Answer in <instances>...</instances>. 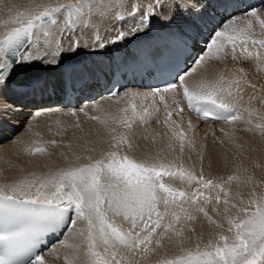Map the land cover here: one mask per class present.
<instances>
[{
  "label": "snow or ice",
  "instance_id": "1",
  "mask_svg": "<svg viewBox=\"0 0 264 264\" xmlns=\"http://www.w3.org/2000/svg\"><path fill=\"white\" fill-rule=\"evenodd\" d=\"M174 7L179 8L174 0H42L23 10L7 6V16L0 20V90L24 66L38 60L59 63L66 53L88 47L78 35L85 29L96 33L94 41L103 48L107 43L147 35L151 22L170 19L166 13ZM93 17L110 19L122 27L112 29L111 38L102 37L92 23ZM236 24L233 17L213 28L204 48L190 54L192 66L177 72L163 88H154L150 94L112 93L117 104L124 101L115 114L90 115L81 109L84 116L96 122L95 128L85 129L79 116L70 113L74 122L58 128L55 135L64 137L71 131L85 151L92 152L96 148L87 147L91 138L104 139L108 147L100 158L89 155L86 163L47 173L30 171L11 183H0V264H50L43 251L50 236H56L59 247L68 250L61 257L55 247L49 248L62 264H140L150 253L165 252L166 244L178 246L180 252L172 258L164 255L156 264H264V192L258 193L254 186L245 200L238 191L232 194L233 182L240 180L236 174L206 178L203 167L197 175L194 166L185 168L181 161L177 168L176 161L165 162L159 152L151 160L134 154L138 147L136 129L152 119L170 130L169 149L178 146L181 155L186 147L196 150L195 140L188 135L195 126L189 120L184 128L173 120V113H182L184 108L178 100L173 99L171 105L167 100L170 93L180 95L178 89H182L187 107L205 121L233 126L242 122L246 131L257 132L264 139V113L251 107L256 97H249L248 107L240 104V85L247 83L245 69H237L228 79L223 72L213 79L206 74L209 62L223 63L229 57L264 65V11L246 12L242 26L237 28ZM41 40L45 49H53L42 56L32 51L41 48ZM202 69L204 78L190 87L186 77ZM249 86L255 88L254 84ZM260 102L264 104V97ZM220 131L233 147H242L234 127L231 132ZM33 144L23 149L25 154L50 155L40 141ZM47 144L60 147L62 141L51 139ZM64 147L76 161L81 160L71 151V140ZM61 155L69 159L68 154ZM199 159L202 165L203 152ZM177 174L181 180L195 183V190L185 192L164 182V176ZM251 179L245 178L244 183ZM117 217L128 227L117 223ZM205 223L212 231L202 247L204 234L199 229ZM193 237L194 246H186Z\"/></svg>",
  "mask_w": 264,
  "mask_h": 264
},
{
  "label": "bare ground",
  "instance_id": "2",
  "mask_svg": "<svg viewBox=\"0 0 264 264\" xmlns=\"http://www.w3.org/2000/svg\"><path fill=\"white\" fill-rule=\"evenodd\" d=\"M29 1L32 3L42 2V0H29ZM227 1L229 0H174L175 3L179 4V8L177 9L174 7L168 13H166V15L170 17V19L158 18L152 21L148 29L147 35H144L143 33H141L136 36H131L125 39L124 41H120L117 43H107L106 44L107 48L103 47L102 49L94 41V36L96 33L92 31L91 29H85L83 32L79 33L78 35H79V39L81 40V43L82 44L87 43L89 45L88 47L81 48L73 53H66L65 56L60 59L59 63L53 64V63H48L47 60H38L31 65L22 67L20 71L16 73L15 77L13 78V81L9 83L5 89L0 90V183H6V182L11 183L14 180L19 179L22 175H26L27 172H30V171H36L37 173H44V168L52 170L53 165L63 162L62 155L55 156V153L56 154L57 153L59 154L62 152L66 154L71 153V152H68V149H66V147L65 149H62V150H60L59 147H58L59 149L56 147L57 151L55 152L56 149H53L54 148L53 146L48 145V147L50 148L49 150L54 151L53 157L54 156L55 157L52 158L51 161H48L51 158L49 156L50 158L49 157L46 158L48 160H46V162L44 163H42V159L40 158V160L37 163L38 165L27 166L26 162H29L30 160H28L27 158L28 156L26 157L21 152L26 147V145H28L30 141H32L33 139L34 140L31 142L32 144L30 143L33 146H35L33 144L34 141L42 142L43 140L46 141L47 139L48 140L56 139V140L63 141L65 144H67L71 140L73 143V148L71 151L75 152L76 154L78 153L79 155L83 152L86 153L87 155L91 153V155L92 154L95 155V157L93 155L94 158H97V159L100 158L101 152L106 150L108 147L104 139H98L97 137L93 136L91 138L92 143L89 144L87 147L89 149L91 147H95L96 151L92 152L88 150L89 154L87 151L81 152L80 150H85V149L81 145L80 141H77L73 138V136L71 135L72 132L68 133L64 137L56 136L55 131L47 127L40 120L50 119L58 113H63L67 115H70V113H74V112L79 113L80 109L82 108L84 109L85 107H87L88 109V107L91 106V104L94 102H105L110 107V109L114 108L117 97L116 96L105 97L100 92L101 85H104V81H106L107 83L109 82L110 76L112 73V68L114 65H117L119 63H122L124 65V64L133 62L134 64L130 68L132 69L135 68V64L138 62V60H140V58H137L140 54L138 50V45L140 41H144L145 43H147V46H150L151 45L150 40H152L151 39L152 37H155V36L163 37V36L176 35L178 39H181L188 47L192 49L191 53L188 52L185 54L186 56L185 65H190L191 67L193 64V59H191L190 54L199 52L201 49L204 48L205 43L207 42L208 33L215 27V22L217 21L226 22L231 19L233 14L230 16H227L226 18H223L225 17L224 10L221 11L218 9L219 6L223 7ZM12 5L14 4H10L7 6H12ZM7 6H5L4 4L0 5V20L6 18ZM17 7L21 9L24 8L23 5L17 6ZM263 9H264V6L261 8L260 6L258 8H255V10H257L258 12ZM237 14L240 15L242 13L238 11ZM233 17L235 16L233 15ZM92 23L95 24L96 27L99 29V34L102 37H106V38H111L114 35V32L111 31L112 29L122 27L121 24L114 22L110 19L97 18V17H93ZM67 46H68V42L67 40H65L64 47L66 48ZM46 50L52 51L53 49H45L43 46L42 40H41V48L39 50L32 49L34 53H36L37 55H41V56ZM84 52H91V53L84 55ZM47 59H51V57H48ZM149 67H150V64L143 69L144 74L150 75V71L148 69ZM241 67L245 69V72L247 74L245 77V80L247 81V83H242L240 85L241 93L243 96V99L240 101L241 106L248 107L249 97L255 96L256 99L252 100L251 107H255L258 110V112L264 113V104L260 102V98L264 97V71L262 72V69H264V65L259 64V62H253V61L245 62L240 59L233 60L231 57H229L223 63L209 62V64L206 66L207 78L213 79L216 77L218 73L223 72L226 79H228L232 77V73H234L237 69ZM257 70H261V71H257ZM204 72L205 70L203 69L198 70L197 73H194L191 76L186 77V79L189 82L190 87L195 86L196 84L199 83V81L202 78H204ZM68 83H70V86L72 88L74 87L75 89L74 90L76 93L75 100H78V99L80 100V104L77 105L76 107H73L71 104L63 105L60 102L61 96L64 94ZM107 83L104 85V87L107 85ZM249 84H254L255 88L250 87ZM133 91L139 92L142 94L151 93V90L147 87L142 88V87H137L131 84H127L125 87L118 90L117 93H119L120 95H123L125 92H133ZM178 91L180 92V95H176L175 100L180 101V106L184 108V111L179 114L174 112L173 120H176L178 123H181V127H184V128L187 127V122L189 120H191L192 124L195 126L194 131H189L188 135H189V138H192L195 140L197 148L195 151H190L186 147L185 150L187 151L188 156H185V155L183 156L187 157V159L192 158V160L194 159L197 163L198 161H200L199 159L200 152H203L204 159L210 157L208 155L209 154L211 155L212 153L211 148H215L214 145L216 143V139H215L216 133L218 132V130H221V128L223 127L221 124L226 125V127L224 126L226 129L227 128L233 129V127L236 129V127L239 126L238 124H240L241 122H237L233 126V125L226 124L223 121H217V120H212V119L205 121L202 116H198L197 114H195L192 110H190L187 107L186 100L182 94V89H178ZM94 93L95 95L99 96L97 100L95 98L96 96L95 97L93 96ZM169 95H171V93ZM228 99H231V98H228ZM167 100H168V103L171 105L173 100L170 101L169 97H167ZM149 102L150 101H144L143 103L148 104ZM105 103L104 105H106ZM138 103L140 102L138 101ZM95 104L97 105V103ZM123 104H124V101H122V105ZM101 105L102 103L99 104L100 107ZM108 106H107V109H108ZM119 106L121 107V105ZM34 119L35 121H31ZM36 122L38 123V127H34V124ZM216 123L217 125L220 124L221 126L217 127L216 125H213ZM88 126L86 125L85 129L95 128L96 124L95 125L92 124V126L91 125H88ZM147 126H148L147 127L148 133L147 131L146 132L145 131L143 132V130L141 131L139 127L136 129V133L138 137L136 143L138 147L135 148L134 154L139 159L149 160L148 159L149 155L147 156V155H142V154L145 153L146 149L148 151V149L155 148L154 146H159L160 148L161 146H164L162 141H158V142L155 141L156 143L159 144V145L158 144L155 145L154 140L152 141L150 138L153 139V137H155V136L152 137V134L156 135L157 137L158 135L159 137H161L163 135L162 129H164L165 127L163 128V126L158 124V121H155L154 119L150 120ZM215 126L217 128H215ZM240 127H243V126H240ZM240 127L238 128V132H239ZM15 130H17L18 133L12 136ZM241 130L243 129L241 128ZM161 132H162V135L160 134ZM245 132L244 133L242 132V134L244 135ZM37 133H39L38 136L36 135ZM138 133L139 134L146 133V134L151 135V137L150 138L148 137V139H150V141L154 143V144H151L152 142L151 143L149 142L153 146L151 147L150 145L151 148L147 147L145 149V147L147 146L146 144L148 143V139H147V143L144 144L146 139L145 140H143L144 138L141 139ZM212 133H214L215 136ZM239 134L241 135V133ZM77 135H79L78 132H77ZM205 135L207 136L212 135L214 139L211 138L212 140L209 141L210 139L208 140L207 136ZM203 136H205L207 141L202 140ZM245 136H247V134H245ZM258 136L260 137V135H257L256 137L257 139L259 138ZM5 139H10V141L7 140L8 142H3ZM167 139L168 137L166 138V142L168 141ZM221 139H224V138H221ZM259 139H262V138L260 137ZM227 140L228 139L226 138L224 141L228 143L229 141ZM244 140L245 139H242L243 142ZM19 141H23L24 143L19 144L18 143ZM159 142H161L162 145ZM163 142H164V139H163ZM227 143H224V144L227 145ZM62 144H61V147L64 148L63 147L64 144L63 145ZM228 144H230V142ZM143 145H145V147ZM216 145L218 149V146L221 144L218 145V142H217ZM46 147H47V144H46ZM159 147H156V151H157V148ZM174 147L178 148V146H174ZM142 148H144L145 151ZM75 149H78L79 151ZM162 149H164V147H162ZM219 149L221 150L220 147ZM167 150H170V149H167ZM174 150H171V151L174 152ZM222 150H224L223 147H222ZM222 150L220 152H222ZM141 151H144V152L141 153ZM153 151H155V149ZM153 151H151L152 154L155 153V152L153 153ZM166 152L168 153V151H165L164 153L166 154ZM173 152H170V153H173ZM213 152L215 154V152L217 151H213ZM178 153H175V154L178 155ZM225 153L228 154L227 151ZM51 154H53V152ZM86 154L85 155L82 154L84 157L82 156L81 160L77 161L76 163L78 164L86 163L87 162L85 161ZM152 154L151 156H149L150 158L153 157ZM218 154L219 153H216L215 155H218ZM173 155L174 153L172 154V156ZM221 155L222 154L219 155V158L221 157ZM159 156H161L160 153H159ZM172 156H169V157L171 158ZM244 156H245L244 153L241 152V156H240L241 160L245 159ZM161 157H163V159L165 158L166 160V157L164 156H161ZM169 157L167 156V160ZM240 157H238V159ZM72 158L74 157L72 156ZM72 158L69 157V160H71V162L73 160L75 161V159H72ZM153 158H155V156ZM213 158L215 159L217 157H213ZM217 159L215 160V162H217ZM208 160L206 159L207 162ZM66 164L69 165L70 163L67 161ZM73 164L75 163L73 162ZM44 165H47V167H44ZM238 176L240 177V180H243L245 178L243 175H238ZM242 194L244 195L245 200H246L248 195H245L244 193ZM209 211H210V214H212L215 217V213L211 212V208L209 209ZM116 220H117V223H121L123 227L125 228L128 227L127 222L123 221L122 218L117 217ZM199 231H202L204 234L203 240L200 241L201 246L203 247L204 243H206L208 239L211 238L209 236V233L212 230L205 223L204 226L201 229H199ZM195 242H196V237H193V240L190 242V244L186 246H194ZM52 247H55L56 249L59 247L58 239H55L47 246V248L43 249L46 255V259L50 261V264H62V260L56 261L54 259V256L55 254L58 253L61 257H63L65 252L68 250L62 248L60 252L50 253L49 248H52ZM165 248H166L165 252H161L158 250L157 253H150L147 259L141 260L140 264H153V263H156L157 260L164 255H167L168 258H172L173 256L178 255L180 252L179 247L175 245L166 244Z\"/></svg>",
  "mask_w": 264,
  "mask_h": 264
},
{
  "label": "rangeland",
  "instance_id": "3",
  "mask_svg": "<svg viewBox=\"0 0 264 264\" xmlns=\"http://www.w3.org/2000/svg\"><path fill=\"white\" fill-rule=\"evenodd\" d=\"M32 2H30L29 0H0V5L1 4H4L5 6H7V5H10V4H14L15 6H21V5H23V7H27V6H29L30 4H31ZM264 6V3L262 4V5H260V8L261 7H263ZM214 8V7H213ZM23 9V8H22ZM21 9V10H22ZM264 10V9H263ZM263 10H261V11H263ZM243 14H245V13H242V14H237V13H233V15L235 16V18H237V24L235 25L237 28H239V27H241L242 26V20H243V18H244V15ZM232 15V14H231ZM233 15H232V17H233ZM238 16V17H237ZM242 16V17H241ZM232 17H231V19H232ZM221 23H223V22H220V21H217V23L215 24V27L214 28H216V27H219L220 25H221ZM257 28H258V25H257ZM105 48H107L106 47V45H105ZM104 48V49H105ZM103 49V48H102ZM91 52H84V55H87V54H90ZM188 68H190V65H188L187 66V68L186 69H188ZM185 69V70H186ZM256 71V70H255ZM257 71H261V70H257ZM264 71V69H262V72ZM215 73V72H214ZM96 96V97H95ZM94 97L96 98V100L98 99V95H95ZM175 96L176 95H168V97H169V99H170V101L171 100H173V99H175ZM95 103H97V105L95 104ZM100 103H102V105H101V107L99 106V104ZM104 103L105 102H94V103H92L91 104V106H89L88 107V109H87V107H85L84 108V110H87L88 112H89V114L90 115H97V114H99V115H104V114H107V113H113V114H115L116 112H118V109L120 108V106L119 105H121V106H123L122 105V101H121V103L120 104H117L116 102H115V105H114V108H111L110 109V107L106 104V105H104ZM80 104V101H77L76 102V104L75 105H73V107H76L77 105H79ZM107 106H108V109H107ZM116 106H117V108H116ZM161 108L163 107V104L162 103H160V105H159ZM83 109V108H82ZM75 113V112H74ZM76 114H77V116H79V119H80V122H81V124H82V126L84 127V128H86V125L88 126V125H91L92 126V124H96V122H94V121H91V120H89L86 116H84V114H83V112H81V109H80V112L78 113V112H76ZM161 115L163 116V113H161ZM74 120H75V117H73L72 115H67V114H63V113H58V114H56V115H54L52 118H50V119H47V120H40V121H42L47 127H49V128H51V129H53L55 132L57 131V129L58 128H61V127H63L65 124H72L73 122H74ZM31 121H35V119L34 120H31ZM57 121H60V124H57L56 122ZM158 124H160V125H162L161 123H159L158 122ZM85 125V126H84ZM213 125H216L217 127L218 126H223L222 128H224V130L225 131H229V132H231L232 131V128H225L226 127V125H224V124H218L217 125V123L216 124H213ZM239 126H237L236 127V129H237V131H236V129H235V136H236V139H237V143H240V141H241V145H242V147L241 148H239V149H237V148H235V147H233L232 146V144L230 143V144H228L227 142H224V143H227V145L229 146H227L226 144H221L220 143V139L221 138H224L223 140H225L226 139V137L223 135V133L220 131V130H218V132L216 133V143H215V145H214V147L215 148H211L212 149V153H211V155L209 154L208 156H210L209 158H206L207 160H208V162L206 161V159H203V162H202V165H201V162L200 161H198L197 163H196V161L193 159L192 160V158H188L187 159V157H185V156H188V154H187V151L185 150L184 151V153H183V155H185V156H183V155H181L180 153H178L179 152V150H178V148H176V147H174V149H170V150H167V149H169V148H167L168 147V142L169 141H167L166 142V138L168 137V135H170V130L169 129H167L165 126H163V128L164 129H162V131H163V135H162V132L160 133L163 137H165V138H163L161 135V137H159V135H158V137L156 136V135H153L152 134V137L153 136H155L154 137V139H152V138H150L151 137V135H149V134H144V133H138V135H139V137L142 139L144 136H146L147 135V137H149L152 141L154 140V142L156 141V142H158V141H162V143L164 144V146H161L162 145V143L161 142H159L161 145V148L159 147V146H154L155 148H151L153 145H151V144H154L152 141H150V139H148V143H147V139H146V141H145V143L144 144H146L147 146L145 147V145H143L144 147H145V149L147 148V147H150V145H151V149H148V151H147V149H146V151H145V149L144 148H142V149H144V151H145V153H143L144 151H141V153H143L142 155H149V156H151V154H152V152L151 151H153L154 149H155V151H153V153L155 154H152L153 155V157L155 156H157V153L156 152H159L160 154H161V156H164V157H166V160H165V158L163 159V157H161V156H159L161 159H163V160H165V162H167V161H176V167L178 168L179 167V164L178 163H180L181 161L183 162V164H184V167L185 168H192L193 167V165H194V171L196 172V174L197 175H199L200 174V169H201V167H203V173H204V175H205V177L206 178H208V177H210V178H213V179H218L219 177H226L227 175H230V174H236V175H243L245 178H247V177H252V179H251V181H249V183H247V184H245L244 183V180H245V178L243 179V180H239V182H233V184H232V194H234V193H236L237 191L238 192H240V193H244L245 195H249V193H250V190L255 186L256 188H257V192L258 193H260V192H264V183H260V184H257L256 182H264V162H263V160H264V139H257L256 137H257V135H259V133L257 134L256 132H250V133H248L249 131H246L245 132V127H244V124L241 122L240 124H238ZM215 126V128H217ZM225 126V127H224ZM240 126H243V127H240ZM34 127H38V123L36 122L35 124H34ZM89 127V126H88ZM142 127V128H141ZM141 127H139V129L142 131L143 130V132L145 131L144 129L146 128L147 129V125H146V127H145V125H141ZM240 127V129H239V132H238V128ZM241 128L244 130H241ZM231 129V130H230ZM146 132V131H145ZM238 132V133H237ZM242 132L244 133L245 132V134H247V136H245V134L243 135L242 134ZM18 133V131L17 130H15L14 132H13V134H12V136H14L15 134H17ZM69 133H71V131H69ZM147 133H148V130H147ZM239 133H241V135L239 134ZM144 134V135H143ZM213 134V133H212ZM239 134V135H238ZM250 134V135H249ZM70 135V134H69ZM71 135H72V133H71ZM149 135V136H148ZM237 135H238V137H237ZM243 135V136H242ZM249 135V136H248ZM143 136V137H142ZM205 136H207V135H205ZM205 136H203V139L202 140H206V138H205ZM208 136H209V138H208ZM207 136V139L209 140V141H211L212 139H214V137L212 136V135H208ZM210 136H212V137H210ZM218 136V137H217ZM246 138H245V137ZM252 136H254V137H252ZM252 139H251V138ZM139 138V139H140ZM158 138V139H157ZM161 138V139H160ZM205 138V139H204ZM212 138V139H211ZM240 138V139H239ZM163 139H164V142H163ZM239 139V140H238ZM242 139H245L244 140V142L242 141ZM256 139V140H255ZM10 141V139H5L3 142H8V141ZM34 140V139H33ZM32 140V141H33ZM143 140H145V139H143ZM168 140V139H167ZM247 140V141H246ZM32 141H30V143L32 142ZM47 142L49 141L48 139L46 140ZM45 140H43L42 142H41V144H43L44 146H46V144H47V142H46ZM57 141H60V140H57ZM207 141V140H206ZM228 141V140H227ZM63 142V141H62ZM151 144H150V143ZM155 142V145H157L158 143H156ZM201 142H203V141H201ZM217 142H218V145L219 144H221V145H219L218 146V149H217ZM246 142V143H245ZM248 142V143H247ZM251 142V143H250ZM28 144V145H26V147L27 146H29V145H31V144ZM63 144L64 145H66L64 142H63ZM62 144V145H63ZM255 144V145H254ZM159 145V144H158ZM166 145V146H165ZM231 145V146H230ZM33 146V145H32ZM47 147H48V144H47ZM64 147V146H63ZM156 147H159V148H157V151H156ZM162 147H164V149H162ZM219 147L221 148V150H222V147H223V149L224 150H222V152H220L221 150L219 149ZM245 147V148H244ZM49 148V147H48ZM58 148V147H57ZM60 148V150H62V149H65V147L64 148H62L61 146L59 147ZM58 148V149H59ZM166 148V149H165ZM227 148V149H226ZM231 148V149H230ZM258 148V149H257ZM50 149V148H49ZM53 149H56V147H54ZM67 149V148H66ZM141 149V148H140ZM159 149V150H158ZM75 150H78V149H75ZM163 150H165V151H168V153L166 152V154L164 153L165 151H163ZM171 150H174V152L173 151H171ZM178 150V151H177ZM57 151V149L55 150V152ZM59 151V150H58ZM79 151V150H78ZM81 152L82 151H85V150H80ZM177 151V152H176ZM213 151H217V152H215V154L216 153H219L218 155H215L214 154V152ZM227 151V153L228 154H226L225 152ZM255 151V152H254ZM260 151V152H259ZM262 151V152H261ZM49 152H50V155H44V156H39V155H37L36 157L34 156H29V155H27V154H25L24 153V151H22L21 153L22 154H24L27 158H28V160H30L29 162H31V163H29V162H26L27 163V166H34V165H38L37 163H38V161L40 160V158L42 159V163H44V162H46V160H48V159H46V158H48L49 156L51 157H49L50 158V160H48V161H51L52 160V158H54L55 156H58V155H61V153H55V156L53 157V155H54V151L53 150H49ZM53 152V154H51ZM68 152H70L69 150H68ZM88 152V151H87ZM150 153V154H148V153ZM162 152V153H161ZM170 152H173L174 153V155L172 156V154L173 153H170ZM241 152H243L244 153V157H245V159H242L241 160ZM175 153H178V155L177 154H175ZM68 155L70 154V156L69 157H71L72 158V155H71V153H67ZM82 154H86V153H81L80 154V156L82 157L83 155ZM88 154H89V152H88ZM214 154V155H213ZM220 154H222L221 155V157L219 158V155ZM225 154V155H224ZM263 154V155H262ZM77 155H79L78 153H77ZM89 155H91V153L89 154ZM89 155H87L86 154V157L87 156H89ZM94 154H92L91 156H93ZM148 156V159L150 160V159H152L153 157H149ZM167 156L169 157V156H172L171 158L169 157L168 158V160H167ZM175 156V157H174ZM183 156V157H182ZM29 157H30V159H29ZM84 157V156H83ZM94 157H95V155H94ZM213 157H217V158H213ZM226 159H225V158ZM238 157H240L239 159H238ZM34 158V159H33ZM35 158H37V159H35ZM63 158V157H62ZM179 158V159H178ZM186 158V159H185ZM213 158V159H212ZM262 159V160H260V159ZM26 159V158H25ZM72 159H74V158H72ZM185 161H184V160ZM217 159V162H218V160H219V162L217 163V162H215V160ZM32 160H33V162H32ZM35 160V161H34ZM179 160H180V162H179ZM47 161V162H48ZM70 164L72 163L73 164V162L75 163V164H73V165H76V164H78V163H76L77 161L75 160H73L72 162H71V160H67ZM66 160H64V158H63V162H61V163H57V164H55V165H53L52 166V171H55L56 169H59V168H66V167H68L69 165L68 164H66V162H67ZM85 161H86V159H85ZM188 161V162H187ZM213 161V162H212ZM257 161H258V163H257ZM214 162H215V164H214ZM217 163V164H216ZM31 164V165H30ZM219 164H221V165H219ZM259 165V166H257V165ZM216 165V166H215ZM188 166V167H187ZM44 167H45V165H44ZM220 169H219V168ZM255 167V168H254ZM223 168V169H222ZM42 169V168H41ZM220 171H219V170ZM237 169H240V171H237ZM49 170H51V169H46V168H44V173H47ZM225 170V171H224ZM246 170V171H245ZM45 171H47V172H45ZM28 173V172H27ZM163 180H164V182L165 183H167V184H169V185H171L172 187H174V188H176V189H180V190H183V191H185V192H191V191H193V190H195V188L197 187V185L195 184V183H188V182H186L185 180H181V178L179 177V174H177V176H175V177H168V176H165V177H163ZM214 194V193H213ZM211 207H209V209H210ZM79 226V225H78ZM158 231V230H157ZM58 250H57V252H60L61 250H62V248H60V247H58L57 248ZM153 264H156V263H153Z\"/></svg>",
  "mask_w": 264,
  "mask_h": 264
}]
</instances>
